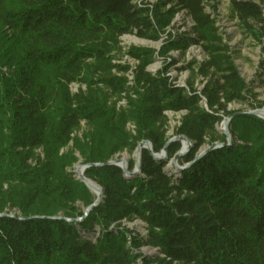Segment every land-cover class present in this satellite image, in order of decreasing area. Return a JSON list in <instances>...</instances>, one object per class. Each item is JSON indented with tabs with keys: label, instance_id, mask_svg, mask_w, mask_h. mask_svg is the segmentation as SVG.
<instances>
[{
	"label": "trees",
	"instance_id": "obj_1",
	"mask_svg": "<svg viewBox=\"0 0 264 264\" xmlns=\"http://www.w3.org/2000/svg\"><path fill=\"white\" fill-rule=\"evenodd\" d=\"M229 3L231 15L260 44L253 81L264 88V0ZM179 11L190 19V33L166 29ZM124 34L150 40L165 34L162 57L199 45L207 57L203 88L173 83L174 57L151 73L146 66L153 50L130 47L139 59L136 96L116 111L102 88L127 91L125 77L113 73L127 66L112 62ZM71 82L86 89L71 93ZM231 101L260 103L204 0H0V214L7 202L20 210L0 215V264H264V119L227 110ZM181 110L175 133L193 145L178 163L190 165L181 171L168 165L179 141L167 145L166 159L142 149L135 176L117 165H90L84 175L103 197L83 217L95 195L66 167L131 154L143 139L160 152L167 141L165 112ZM230 114L227 142L216 124ZM128 120L136 125L134 135L125 128ZM81 123L89 129L79 138ZM69 141L72 149L59 153ZM215 141L224 145L194 158ZM127 167L133 171L134 158ZM134 220L143 223L144 234L123 224ZM143 247L154 252L145 254Z\"/></svg>",
	"mask_w": 264,
	"mask_h": 264
},
{
	"label": "rangeland",
	"instance_id": "obj_2",
	"mask_svg": "<svg viewBox=\"0 0 264 264\" xmlns=\"http://www.w3.org/2000/svg\"><path fill=\"white\" fill-rule=\"evenodd\" d=\"M148 3H154L157 0H138ZM206 11L211 14L215 20V24L218 28V32L221 34L223 41L228 45L229 52L234 59L237 69L241 77L249 84L255 92H257V99L259 100V106L256 108L251 107L248 103L231 101L227 104V110H253L264 107V88L257 87L254 78L258 70L259 60L261 58L260 44L247 32L230 13V3L229 0H204ZM191 21L187 15L182 12H176L172 17L170 25L166 28L173 34H184L190 33ZM166 39V35L162 34L157 40H150L145 38H140L132 34H124L118 38L116 57L112 59L113 63H120L127 66L124 72H119L113 69V73L117 75H122L125 77V86L127 91L120 92L119 94L109 93L104 87L102 90L107 93L108 105L113 106L116 111L124 110L128 107L129 99H134L136 94L134 89L137 88L135 81V73L139 65V59L131 56L128 53L130 47L137 48H148L152 49L153 60L146 66V69L151 73H155L160 69L169 59L165 60L167 56L174 57L177 60V64L169 67L168 74L172 77L173 83L179 86H186V83L192 82L194 87L199 91L203 88L206 82V77L201 73L200 68L207 58L204 53H202L199 45L190 44L184 50H171L164 57L159 56L158 51ZM166 61V62H164ZM177 67H184L183 69H177ZM79 89L85 90L86 86L83 83L71 82L68 84V90L71 93L78 91ZM204 104L203 101H200ZM167 116V129L165 132L166 139L176 135L175 130L185 111L165 112ZM225 117V116H224ZM223 117V118H224ZM216 124V129L218 132L222 131V120ZM126 130L134 135L136 133V125L132 120H128L125 124ZM89 127L81 123V127L74 134L75 136L82 138L83 132L88 130ZM207 145L201 146V148ZM72 141H69L66 146L60 149L59 153H63L72 149ZM135 150L129 154L126 150L116 153L113 158H123L128 163V160L134 158ZM34 154L39 158V160L44 159V153L41 148H36ZM76 157L79 156L78 152H74ZM37 160L34 158L28 159V163L32 166L36 165ZM81 164V161L72 163V165L67 166L66 170L73 174L74 178L77 179V169ZM166 170L170 171L167 167ZM96 183V182H95ZM9 186L6 183L2 185V191H6ZM94 194V193H93ZM95 195V194H94ZM80 205V204H79ZM81 206V205H80ZM82 207V206H81ZM8 212L11 215H20V210L11 206L9 202L6 203L3 213ZM129 228L134 229L136 232L144 234L143 223L139 220H134L131 222H124ZM141 251L145 254H150L154 252V249L150 247H143Z\"/></svg>",
	"mask_w": 264,
	"mask_h": 264
},
{
	"label": "water",
	"instance_id": "obj_3",
	"mask_svg": "<svg viewBox=\"0 0 264 264\" xmlns=\"http://www.w3.org/2000/svg\"><path fill=\"white\" fill-rule=\"evenodd\" d=\"M263 108V107H262ZM261 108H258V109H253V110H247L245 111V113H248V114H253V115H256L257 117H260V118H263L264 119V116L261 115V113H259V110ZM233 116V114H230V115H227L223 118L222 120V127L220 128V130L222 131L223 134H225V137H226V141L227 142H230L231 140V135L229 133V128H228V124H229V120L231 119V117ZM172 141H179L181 146L179 148V150L169 159V163L168 165L172 168H174L176 171H181L183 170L184 168L188 167L190 165L191 162L185 164V165H180L178 163V159L180 156L184 155L185 153H187L191 148H192V142L189 138H187L186 136L182 135V134H178V135H175L171 138H169L166 143L164 144L163 148L161 149L160 152H153V149H152V146H151V143L149 140H146V139H143L141 140L136 148H135V153H134V169L133 171H129L128 170V167H127V162L126 160H124L123 158H111L105 162H102V163H93V164H80L78 166V169H77V178L83 182V184L89 188L94 194H95V199L94 201L85 209V212H84V216H86L88 214V212L90 211V209L97 205L102 197H103V190L102 188L96 183L97 185V188H96V191H93L92 187H91V184H90V179L87 178L85 175H84V170L89 167L90 165H94V166H98V165H117L119 166L122 170H123V173L125 175H129V176H135L139 173L140 171V157H141V151L142 149H147L150 154L156 158V159H166L167 158V152H166V147L167 145L172 142ZM181 141H185L187 143V145L184 147L181 143ZM224 145V143H220V142H212L211 144L207 145L206 147H203V148H199L196 156L194 157L195 159H198L202 156H204L207 152H209L210 150L216 148V147H219V146H222ZM5 213H1L0 215H4ZM83 217H80V218H77V219H82ZM52 218H61L59 216H53Z\"/></svg>",
	"mask_w": 264,
	"mask_h": 264
},
{
	"label": "bare ground",
	"instance_id": "obj_4",
	"mask_svg": "<svg viewBox=\"0 0 264 264\" xmlns=\"http://www.w3.org/2000/svg\"><path fill=\"white\" fill-rule=\"evenodd\" d=\"M259 113H261V115L264 116V107L259 110ZM181 143L184 147L187 145V143L185 141H181ZM89 181H90V184H91L93 191H96V188H97L96 183L92 180H89Z\"/></svg>",
	"mask_w": 264,
	"mask_h": 264
}]
</instances>
